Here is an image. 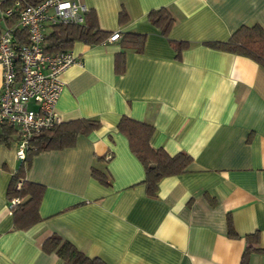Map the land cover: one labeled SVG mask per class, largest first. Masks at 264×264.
Segmentation results:
<instances>
[{"label": "crops", "instance_id": "1", "mask_svg": "<svg viewBox=\"0 0 264 264\" xmlns=\"http://www.w3.org/2000/svg\"><path fill=\"white\" fill-rule=\"evenodd\" d=\"M81 1L101 30L145 41L141 51L120 35L72 43L78 61L60 75L55 109L62 122L100 126L31 157L26 178L44 191L41 219L26 229L7 210L20 163L16 128L7 142L0 137V264H67L42 249L51 234L105 264H264V66L205 44L242 24L264 26V0ZM160 7L174 18L167 36L147 19ZM169 40L189 45L177 54ZM122 116L153 126L152 147L191 156L185 171L159 180L155 196L116 129ZM92 167L108 171L111 184Z\"/></svg>", "mask_w": 264, "mask_h": 264}, {"label": "trees", "instance_id": "2", "mask_svg": "<svg viewBox=\"0 0 264 264\" xmlns=\"http://www.w3.org/2000/svg\"><path fill=\"white\" fill-rule=\"evenodd\" d=\"M30 1L37 2L39 0ZM123 16L124 14H121V17ZM147 19L165 36L174 23L173 16L164 7L150 10ZM18 32L17 41H26L24 31L19 30ZM108 35V32L97 26L86 11L82 24H58L51 27L45 35L44 49L50 52L69 50L74 41L88 44L100 43L107 40ZM118 35L121 36L123 42L133 43L136 51L142 50L145 41L144 34L127 31L118 32ZM169 41L177 54L189 45L187 41L183 40ZM205 44L212 48L249 57L264 66V26L257 22L240 25L226 40L206 41ZM124 66L125 59L121 52L116 55L115 70L121 72ZM99 126L100 121L91 118L60 121L53 127L43 129L28 138L24 157L20 160L17 169L12 172L7 188V203L12 198L18 199V202L11 208L13 224L16 229H26L41 219L38 207L44 186L26 178V170L29 167L31 157L43 150L71 146L74 144L78 133H88ZM0 128L1 140L7 142L12 137L14 128L6 123H1ZM116 129L126 136L131 151L143 165L144 178L141 182L145 185L149 196L156 195L158 182L161 178L185 171L191 160V156L185 152H177L171 155L163 148L152 147L149 140L153 126L147 122L122 116L116 124ZM91 175L105 186L111 184L112 177L106 170L92 167ZM42 249L46 252H54L67 264H105L98 257L87 256L70 241L57 234L48 236L42 242Z\"/></svg>", "mask_w": 264, "mask_h": 264}, {"label": "built area", "instance_id": "3", "mask_svg": "<svg viewBox=\"0 0 264 264\" xmlns=\"http://www.w3.org/2000/svg\"><path fill=\"white\" fill-rule=\"evenodd\" d=\"M86 10L81 0H0V124L16 128L19 160L29 137L60 122L55 109L60 75L78 61L71 50L46 51L45 35L58 24L84 23ZM19 30L26 41H17ZM118 37L112 32L107 40ZM17 202L12 198L7 203L10 214Z\"/></svg>", "mask_w": 264, "mask_h": 264}]
</instances>
